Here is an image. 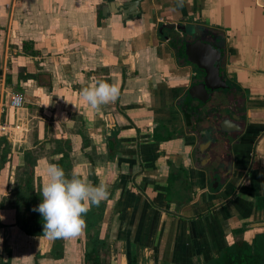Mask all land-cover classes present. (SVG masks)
<instances>
[{"label":"crops","instance_id":"crops-1","mask_svg":"<svg viewBox=\"0 0 264 264\" xmlns=\"http://www.w3.org/2000/svg\"><path fill=\"white\" fill-rule=\"evenodd\" d=\"M111 1L128 0H0V264H214L240 242L264 264V0H139L124 18L101 14ZM170 22L223 34L241 97L243 128L220 147L232 170L215 188L181 107L193 66L158 31ZM94 80L120 89L98 110L80 95ZM46 163L109 186L77 237L48 239L32 210Z\"/></svg>","mask_w":264,"mask_h":264},{"label":"water","instance_id":"water-1","mask_svg":"<svg viewBox=\"0 0 264 264\" xmlns=\"http://www.w3.org/2000/svg\"><path fill=\"white\" fill-rule=\"evenodd\" d=\"M138 4L139 0H128L122 3L106 2L101 6V14L106 15V13L110 12H119L122 18L127 15L134 17L139 12ZM162 29L178 34V38L173 39L174 41H179L180 44L183 43V49L180 52L179 45H174L173 50L175 54L180 52L177 58L181 63H189L193 66V78L190 86L186 89L187 99L190 98L196 103L205 104L213 90L226 87L224 78L222 77L225 66L223 34L217 30L205 28L195 23H162L158 31L162 32ZM170 39V36H164L165 42H169ZM192 103L190 105H194ZM193 119L194 116H192ZM216 127L220 133L234 140L243 128V122L233 115L231 117L224 116L219 118ZM190 131L196 136L194 148L195 165L197 167L210 166L214 160L213 156H215L211 147L215 143L203 140L204 136H202L201 132L204 129L198 133L196 132V128L190 129ZM208 178L213 182L212 187L214 188L217 184L223 182L221 176L218 178V181H215L211 172H208ZM260 224H264V222L257 223L256 225ZM110 264H115V262L111 260ZM120 264H125V258L120 259Z\"/></svg>","mask_w":264,"mask_h":264},{"label":"clouds","instance_id":"clouds-1","mask_svg":"<svg viewBox=\"0 0 264 264\" xmlns=\"http://www.w3.org/2000/svg\"><path fill=\"white\" fill-rule=\"evenodd\" d=\"M177 8L184 6L183 0H176ZM120 93L119 86L104 80H94L81 90V97L92 110L114 102ZM46 180L41 189L42 200L32 210L43 220V232L50 240L74 238L85 229V214L94 205H99L109 196V186L101 181L94 185L87 175L79 170L70 177L61 166L54 163L45 165ZM7 196V192H0ZM4 217L0 215V219Z\"/></svg>","mask_w":264,"mask_h":264},{"label":"flooded vegetation","instance_id":"flooded-vegetation-1","mask_svg":"<svg viewBox=\"0 0 264 264\" xmlns=\"http://www.w3.org/2000/svg\"><path fill=\"white\" fill-rule=\"evenodd\" d=\"M162 31L163 33H166L167 36L169 34L171 37L169 41L170 44L179 45L180 51L183 49V43L180 44L179 41H174L173 39L176 37L178 38V34L173 31L169 32L165 29H162ZM177 56H179V52ZM199 77H201V75H199ZM222 77L224 78L226 87L223 89L213 90L205 104L202 105L199 102L196 103L193 99H191L195 109L191 129L196 128L197 133L204 129V131L201 132L203 134L202 136H204L203 140L215 143L212 146L213 148L211 147L215 154V156H213L214 160L208 167L209 173H212L215 181H218L220 176L223 177L224 175L231 173L232 170V166L227 155L228 152L224 153L223 150H220V147L221 149L229 148V144L232 139H230L227 135L220 133L216 127V123L219 118L224 116L231 117L233 115L240 121H243L244 117L243 108L241 107V97H239L235 88L227 81L224 73ZM216 147L219 149H216Z\"/></svg>","mask_w":264,"mask_h":264},{"label":"trees","instance_id":"trees-1","mask_svg":"<svg viewBox=\"0 0 264 264\" xmlns=\"http://www.w3.org/2000/svg\"><path fill=\"white\" fill-rule=\"evenodd\" d=\"M170 45L173 48L174 45ZM191 102L193 101L190 98L187 99V97H183L181 102L182 112L190 129L192 128V116L194 115L195 110L194 105H190ZM85 260L88 261V257L87 259L85 258ZM90 262V264H100L99 260L93 258H91ZM262 262L263 260H260L259 254L254 248V243L248 245L240 242L238 244L225 248L221 256L217 258L214 264H261ZM131 264H134L133 260H131Z\"/></svg>","mask_w":264,"mask_h":264},{"label":"built area","instance_id":"built-area-1","mask_svg":"<svg viewBox=\"0 0 264 264\" xmlns=\"http://www.w3.org/2000/svg\"><path fill=\"white\" fill-rule=\"evenodd\" d=\"M23 101V96L19 93H13L9 96L8 105L12 108H18L21 106ZM14 129H17L18 126H12ZM10 127H8L5 123H0V132H7L9 131Z\"/></svg>","mask_w":264,"mask_h":264}]
</instances>
